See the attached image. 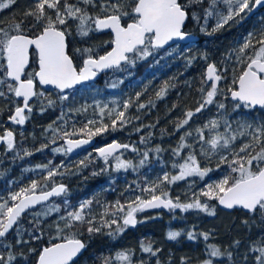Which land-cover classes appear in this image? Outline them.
Segmentation results:
<instances>
[{
  "label": "trees",
  "instance_id": "16d2710c",
  "mask_svg": "<svg viewBox=\"0 0 264 264\" xmlns=\"http://www.w3.org/2000/svg\"><path fill=\"white\" fill-rule=\"evenodd\" d=\"M3 2L6 3L7 0ZM36 2L37 0H15L8 8L0 9V28L11 31L13 25L22 22L25 35L38 34L39 27H33L34 18L25 17V13L32 10ZM68 2L75 4L77 0ZM100 2L101 0H97V4ZM124 2L131 4L132 0ZM219 3L217 0L213 5L212 0H202L201 3L190 4L189 18L193 12L199 14V20L206 18V11L219 6ZM79 6L85 8L91 16L103 15L98 6ZM128 10L130 11V8ZM125 22H130L127 17ZM257 22L264 23V10L247 22L241 21L234 26L226 24L216 31L203 32L198 25L192 26L188 21L184 32L200 35L197 44H178L166 50L157 48L151 50V55L143 58L132 54L130 58L133 63L112 69L109 73L100 75L94 84L75 90L61 92L46 89L36 82V92L39 95L35 96L30 104L31 112L26 114V124L21 128L7 124L15 108L22 103L8 91L7 85L15 83L6 77V60L1 55L0 80L5 83L0 84V91L4 92L5 96L0 97V137L11 131L13 147L9 149L7 142L3 143L6 140L0 139V204L6 201L8 206L17 203L18 201L11 200V196L21 189L30 188L33 181L38 185L35 193L46 192L60 185H64L66 191L51 203L21 215L12 233L0 242V254L7 258L11 252L15 259L10 264H36L42 248L50 243L62 242L63 237L75 234L76 238L85 243L86 251L73 264H105V260H108L109 264H200L208 258L213 259L216 264H240L251 260L256 264L254 258L260 253L254 249L264 247V215L258 211L250 214L239 210L226 213L219 209L218 200L209 199L202 194V199L208 201L209 207L216 210V216L205 212L182 213L175 208L149 212L147 218L139 222L134 229L126 226L123 231H117V225H123L128 205L137 201V197L146 201L155 194L172 198L174 203H178L177 191L183 183L172 185L163 180L162 184L166 187L161 188L153 176L157 168L164 170L168 167V158L173 156L174 150L181 144V132L176 130L177 124L185 118L186 112H195L204 95L200 91L201 88L207 90L205 74L208 58L211 61L217 60L218 72L225 77L222 79L221 89L225 90L223 92L227 98L220 96V99L226 107L218 109L215 105L213 109L202 110L196 117H202L201 121H204L211 114L227 116L229 113L234 120L236 115L240 114L258 124L261 123L264 109H234L235 103L230 102V94L226 89L230 86L234 73L238 74L243 65L238 68L233 63H226L223 54L224 49L235 53L237 44L245 40L249 33H253ZM77 24L78 21H69L70 34L67 38L69 51L74 63L79 67L88 54L78 53L76 49L91 48L94 56L103 55L105 51L110 50L109 42L113 38L110 33L97 30L90 31L87 36H81L78 34ZM74 39L80 44L76 49L71 46ZM198 49L203 50L206 57L195 53ZM247 51L251 53V50ZM37 61L35 53H32L26 78L28 73L37 71ZM92 89L101 91L102 96L112 93L113 90H125L131 101L125 112L128 123L120 126L118 122L117 127L113 129L111 121L105 120L100 126L108 125L107 130L89 139L87 129L80 132V129L87 125L88 110L80 113L78 106L83 108L81 103ZM161 91L163 95L157 96ZM65 95L68 98L62 100L61 97ZM141 104L145 107L140 108ZM179 111L184 114L176 117ZM66 132L74 134L66 137ZM77 138L95 140V145L112 140L129 145L130 150L126 153L132 166L116 170L103 163L95 152L78 153L71 157L61 152L67 139ZM254 147L258 150V146ZM57 148L60 149L59 152L54 151ZM232 157L234 159V154ZM232 159L208 161L210 171L199 181L198 186L206 191L211 181H219L229 174L236 175L230 170ZM50 171L54 173L51 177L48 176ZM165 193L166 196L163 195ZM87 201H91V204L83 210L84 219L92 220L91 226L99 228L100 231L89 233L87 229L90 225L86 222H74V227L65 228L61 218L67 217L69 212L79 210L81 203ZM116 202L123 206V211H120ZM102 204H107L109 213L100 220L99 217L94 218L91 212L93 209L100 210ZM217 216L223 218V226L219 229L213 219ZM114 219L117 224L110 228L102 226ZM57 225L63 229L62 233L58 234ZM169 232H177L179 235L171 240L168 238ZM189 233L193 238H189ZM215 236L218 238H213ZM18 240L21 242L18 243ZM211 246L219 249L222 255L212 257ZM144 247H150L152 252L143 251ZM119 253L128 255L129 261L117 259Z\"/></svg>",
  "mask_w": 264,
  "mask_h": 264
},
{
  "label": "snow or ice",
  "instance_id": "6c2138e0",
  "mask_svg": "<svg viewBox=\"0 0 264 264\" xmlns=\"http://www.w3.org/2000/svg\"><path fill=\"white\" fill-rule=\"evenodd\" d=\"M202 0H132L131 4L124 0H101L97 4V0H77V3H69L68 0H37L35 7L25 13V17H33L35 25L39 27L38 34L33 36L25 35L22 27V22L12 26L11 31H6L0 28V55L6 60L5 75L15 84H8V91L13 93L15 97L22 98L23 106H17L13 115L9 119L16 124H24L26 120L25 110L31 112L29 101L32 97L39 95L35 91V80L38 78L41 85H54L57 89L63 92L65 89H71L75 85L94 78L98 72L105 69L120 68L122 62L133 63L129 54H138L139 57H147L151 55V50L162 48L174 39H184L187 35L182 29L185 21L189 16L188 7L190 4L201 3ZM15 0H0V9L8 8L14 4ZM213 5L217 0H212ZM226 4V14L217 13L218 19L213 31L224 27L234 17L239 16L245 10L251 11L253 7L264 4V0H223ZM92 5L98 6L103 15L91 16L85 8L79 6ZM251 5V7H250ZM130 8V11L128 10ZM50 10V11H49ZM207 16L213 15L212 11H206ZM125 17L130 22H125ZM78 21L77 31L81 36H87L90 31L110 29L113 33V39L109 42L111 48L105 51L103 55L94 56L91 48L76 49L78 53H87V57L83 59L82 66L77 67L74 63L73 56L69 51L67 42L69 21ZM34 47L38 58V71L27 74V78L22 79L26 75L25 69L29 65L30 49ZM247 50H251V53ZM237 61L243 65L242 70L234 73L230 86L226 92L230 94L231 100L235 101L234 109L255 108L259 106L264 108V32H261L257 39L253 33H249L245 38L244 43L237 50ZM225 79L220 75L215 65L210 64L207 68L205 82H211L208 90L201 88L204 93L203 102L195 109V112L188 111L185 114V119L180 121L176 130L179 131L189 123V120L195 113L201 112L208 105L216 104L218 109H225L223 102H217L216 97L220 95L224 89H221L219 82ZM5 81L0 80V84ZM115 87V85H113ZM163 91L157 93V96H162ZM5 96V93L0 91V97ZM139 96V94H137ZM68 97L62 96V100ZM227 98V97H226ZM130 107V102L123 105V111L115 109L108 112L111 119V127L115 129L119 122L120 126L128 123L125 117L126 110ZM140 108L145 105H139ZM113 112L115 116L113 117ZM101 117L104 115V109H100ZM96 122L88 121V125H93ZM216 129L220 126L218 120H211L204 127ZM245 131L239 133L240 136L249 135L247 128L251 125H242ZM108 125L95 127L94 130L88 128L80 129V132H85L89 139L98 133L106 131ZM231 128V124L225 120V131ZM139 130V129H138ZM199 133V140L210 146L212 152L220 148L227 149L236 141L237 135H225L217 133L211 139L205 140L203 129L196 130ZM74 133H64L70 136ZM192 133L187 132L185 136H190ZM251 140L243 143L239 150L234 152V159L230 162L231 173L236 175H227L219 182L209 184L207 190L202 192V195L209 199L218 200L220 205L225 208L232 209L240 207L249 212H260L264 215V124L257 126L250 134ZM185 136H181L180 147H188L184 143ZM0 139L6 140L9 149L13 147V133L7 132ZM66 152H71L74 148H79L83 144L89 143V140H71L67 141ZM143 142V140H142ZM258 146V150L256 147ZM129 145H121L113 143L106 148H100L97 151L107 163L108 158L120 148L127 149ZM251 149V151H249ZM135 151V149H133ZM159 151V149H157ZM59 152L60 149H54ZM245 153L246 155H240ZM254 153V154H253ZM178 154V150H177ZM205 154H208L205 152ZM147 156V153H145ZM116 168L131 167V162L120 160L117 156ZM226 160V157H222ZM83 164V161H81ZM143 163V161H141ZM180 172L178 175L172 176L169 179L168 174H165L164 180L175 182L182 180L186 176L199 175L203 177L209 169L201 170L197 164L196 157L189 154L185 163L179 165ZM54 175L49 172L48 176ZM38 185L33 181L30 188L21 189L20 192L11 196L12 201H18L11 206H8L7 201L0 204V238L6 236L9 230L13 229L18 223L22 213L29 207H33L41 201L48 200L53 195H60L65 192V186L60 185L53 188L51 191L42 192L40 195H35ZM146 191H153L146 189ZM31 193V194H29ZM163 195H167L166 193ZM118 206L120 211L124 208ZM91 204V201L81 203L79 210L69 212L67 217H62L64 227L71 229L74 227V222H86L90 226L87 231L89 233L100 231L99 228L92 227V220L85 221L83 210ZM135 205V206H134ZM165 207L170 209L181 208L182 210L200 209L209 214H214V210H210L207 204H202L198 199L193 203L180 204L174 203L171 199H164L155 194L150 200H140L128 205V211L123 218V225H117V231H123L126 226H134L136 220L134 213L144 208ZM117 224L114 219L110 223L105 222L106 227H111ZM57 232L62 233L63 229L57 225ZM179 235L177 232H169L168 238L176 239ZM189 238H193L189 233ZM207 239V234H205ZM20 243L21 241H17ZM239 243L238 241L236 242ZM85 248V244L75 234L62 238L60 243H50L49 246L42 248L37 256L36 264H73L74 258ZM34 251V250H33ZM143 251L152 252L150 247H144ZM260 255L256 257L258 264H264V247L254 249ZM155 254V253H153ZM211 256H220L222 253L215 246H211ZM231 254L229 253V256ZM15 259V256L9 252L7 258L0 254V264H10ZM117 259L121 261H129V256L125 253H119ZM105 264H109L105 260ZM204 264H212L210 260Z\"/></svg>",
  "mask_w": 264,
  "mask_h": 264
},
{
  "label": "rangeland",
  "instance_id": "374dc122",
  "mask_svg": "<svg viewBox=\"0 0 264 264\" xmlns=\"http://www.w3.org/2000/svg\"><path fill=\"white\" fill-rule=\"evenodd\" d=\"M219 2H220L219 6L211 7L209 9V11L213 12V15L207 16L206 18H202L201 20H199V14L197 12L191 13V19L190 20L192 21V24L193 25H198L201 28V31H203V32H205V31H213V29L216 26L217 19H218L217 13L226 14V12H227V7L228 6L223 3V0H219ZM250 7H251V5H250ZM248 12H249L248 10H245V12L241 13L239 16L234 17L227 24H229L230 26H234L235 24L240 23L244 19V17H246ZM244 13H245V15L243 16ZM93 30H94V28H93ZM261 32H264V23L257 22L256 23V29L253 31V34L258 39L260 34H261ZM244 41L245 40H243L242 42L237 44V46H236V48L234 50L235 53H232L229 49H224L223 50L224 61L226 63H233V65L235 67H238V68L241 67L242 64H240L237 61L236 56H237V50L244 43ZM195 53H199V54H201V56L206 57V54L203 52V50L198 49V50L195 51ZM0 57H1V55H0ZM210 64H215L216 68L218 69L217 60L211 61L208 58V65H210ZM221 82H222V80H221ZM230 83H231V80H230ZM209 87H210V84H207V90H208ZM220 88H221V85H220ZM85 90H87V89H84V91ZM88 92L90 94H88L87 98L84 100V102L81 103L83 108L78 106V109H79L80 113H83L84 112L83 109H87L88 108V111H87L88 113H87V116H86V123L88 125V121L89 120L95 121L96 122L95 124L89 125V126H91L93 128L99 127L100 124H101V121L102 122L104 121V118H109V116L107 114H108V112L110 110L116 108L115 110L118 111L119 108H123V105L126 102L131 101L129 95L126 96L123 99V101H122L121 97L117 96L118 98H120L119 102L122 101L121 104L118 106V104H117L118 102H115L114 99L112 97H110V95H112V96L113 95H119V93H118L119 90H117V91L113 90L112 93H107L105 96H101L100 98H99V93H98L99 90L98 89H92V90H89ZM123 93H125V91ZM203 96H202V99L200 100V103L203 102ZM220 96L221 97H226L227 95L224 92H222L220 95H218L216 97V101L217 102H223V100L220 99ZM88 100H90V101L88 102ZM230 102H232V101L230 100ZM93 103H95L96 106H92ZM215 105H216L215 103L212 104V105H208L203 110H205L207 108L213 109ZM101 108L104 109L103 117H101V114H100V109ZM123 110H124V108H123ZM182 114H184V113L179 111V112L176 113L175 116L179 117ZM197 114L198 113H195L193 115V117L189 120V123L187 125H185L183 128L180 129V132H181L180 138H181V136H185V133H187V132H191L192 133L190 136H185L184 143L187 144L188 147L176 148L174 150L173 156H170L168 158V160H167L166 165L168 167L165 168L164 170L158 169V168L155 170L153 178L159 182V185L161 186V188L166 187L165 185L163 186V184H162L165 174H168L169 179H171L172 176L178 175L179 172H180L179 165L185 163V161L187 160V157H188L189 154L195 155L197 164H198V166L200 167L201 170L208 169L207 162L211 161V160L217 161V162L218 161H224L225 159H222V157H226V161H230L233 158L232 154H234V152L238 151L239 147L243 143L249 142L251 140V135L250 134L254 131V129L257 126H259L261 124H264V115L261 118V123L258 124L256 122H254L253 120L248 119L247 117L242 116L240 114L236 115L234 120L231 119V115L232 114H229V113H227V116H224V114H218V115L211 114L204 121H201L202 117H198V116L196 117ZM113 115L115 116V113H113ZM185 118H183V119H185ZM213 119L218 120L220 126L218 128H216V129H211L210 126L208 128H205L204 126L206 124H208L209 121H211ZM225 120H227L228 123L231 124V128L228 129L227 132L225 131ZM246 124L252 126L251 128H247V133H249V135L240 136L239 133L241 131H245V129L242 128L241 126L242 125H246ZM197 129H203V135L205 137V140L211 139V137L213 135L217 134V133H222V134H225V135L236 134L237 135V139H236V141H234L231 144V146L229 148H227V149L220 148L217 151L212 152L211 149H210V146L208 144H206L203 141L199 140V133L196 131ZM87 144H89V143H87ZM177 150H178V154H177ZM249 151H251V149ZM205 152H207L208 154H205ZM241 154L246 155L245 153H241ZM118 157L122 161L130 162L128 160V155H127L126 152L122 153ZM116 162H117L116 159H113L112 161L108 160L107 163L104 161V163L108 167L112 166L116 170L125 169V168L117 169L116 168ZM208 173H209V171L203 177H200L199 175H192V176H186L182 180H177L175 182H170V184H172V185L175 184V183H181V184L183 183L182 187L180 188V190L177 191V197H176L177 202L180 203V204H189V203H193L194 201H196L198 199L202 204H207L208 206H210L208 201L203 200L202 196H201L202 192L205 191V189L203 187H201V186H198L199 181L204 179L208 175ZM223 178L224 177H222L221 179H223ZM219 181L213 180V181H211L210 184H214V183H217ZM167 199H169V198H167ZM209 209L210 210H214L211 207H209ZM178 210L180 212H182V213L193 212L194 214H198L200 212H205V213H207L210 216H216L217 215L216 214V210H214V214H209V212H206V211H203V210H200V209H195V208L188 209V210H182L181 208H178ZM139 212L140 211H137V213H139ZM91 213H92V216L94 218L99 217L100 220H102L109 213L108 206H107V204H102L100 206V210L93 209V212H91ZM136 216L138 217V214ZM143 217H144V214L141 213L140 214V218H143ZM213 219H214V222H215V226L218 229L222 228V226H223V218L221 216H217V218L214 217ZM213 238H218V237L215 236ZM247 241L248 240H246V242ZM245 244H247V243H245ZM210 252H211V250H210ZM258 255H260V254H258ZM258 255H256V257ZM212 257H215V256H212ZM256 257L254 258V260L256 261V264H258V262L256 260ZM208 260H210L212 262V264H216L214 262V260L211 259V258H208L207 260L202 261L200 264H204V262L208 261ZM220 264H225V263L223 262V263H220ZM240 264H254V263L251 260V262H243V263H240Z\"/></svg>",
  "mask_w": 264,
  "mask_h": 264
},
{
  "label": "water",
  "instance_id": "95a60500",
  "mask_svg": "<svg viewBox=\"0 0 264 264\" xmlns=\"http://www.w3.org/2000/svg\"><path fill=\"white\" fill-rule=\"evenodd\" d=\"M263 9H264V4L257 5V6H255V7H253L252 10L249 12L248 16L246 17V19H247V20L251 19L256 13H258L259 11H261V10H263ZM187 21H188V18L186 19L185 24L187 23ZM184 27H185V25H184ZM184 27H183V29H182L183 31H184ZM104 31H109V32H111L110 29H104ZM111 33H112V32H111ZM185 33H186V32H185ZM112 34H113V33H112ZM197 42H199V36L194 35V34L187 33V35H186V37H185L184 39H179V38H177V39H174V40H172V41H169L168 44L164 45L161 49L166 50V49H168V48H170V47H172V46H174V45H177V44H194V43H197ZM32 53H35V55H36V52H35L34 47H33L32 49H30V60H29V65L26 67L25 72L30 68L31 54H32ZM130 55H132V54H129V56H130ZM37 60H38V58H37ZM125 63H126V62H122L121 66L124 65ZM212 65H215V64H212ZM215 67H216V66H215ZM207 68H208V67H207ZM207 68H206V73H207ZM113 69H116V68H113ZM37 71H38V62H37ZM110 71H111V69H105V70H103V71H100V72L97 73V75H96L94 78H92V79H90V80H88V81H84V82H82V83H80V84H77V85H75V86H74L73 88H71V89H65L63 92H66V91H69V90H73V89H77V88H79L80 86H83V85H91V84L95 83V82L98 80V78H99V74H106V73H109ZM25 78H26V76L22 77V79H25ZM205 78H206V77H205ZM11 81H12V80H11ZM36 81H37V83L39 84V86H41L42 88H46V89H54V90H58V91H60V90L57 89L54 85H41V84L39 83L38 78L36 79ZM12 82H14V81H12ZM14 83H15V82H14ZM207 83L210 84L211 82L209 81V82H207ZM220 84H221V81L219 82V86H220ZM35 91H36V82H35ZM34 99H35V97H32V98L30 99V101H29V105L33 102ZM18 100L23 101L22 98H18ZM230 100H231V97H230ZM231 101H232V100H231ZM232 102L236 103L235 101H232ZM253 109H264V108H261V107H259V106H256V107L253 108ZM25 112H28V111L25 110ZM8 123L11 124V125L17 126V127H23L24 124H25V123L22 124V125H21V124H16V123L12 122L10 119H9ZM66 141H67V140H66ZM66 141H65V143H66V146L68 147ZM74 141H75V140H74ZM113 143H118V144H121V145H125V144H122V143H120V142H118V141H115V142H113ZM113 143H111V144H113ZM86 145H87V144H83V145H81V147H79V148H74L72 151L77 152V153H81ZM108 145H110V144H108ZM108 145H106V146H104V147H102V148H106ZM128 148H129V147H128ZM128 148H127V149H128ZM127 149H125V148H120V149H118L116 152H114L112 156H115V155H117V154H119V153H122L123 151H126ZM97 155H98L99 157H101L98 151H97ZM112 156H110V157H112ZM101 158H103V157H101ZM47 192H48V191H47ZM40 194H41V193H35V195H40ZM58 196H59V195H53V196L49 197L48 200H46V201H41V202L38 203L37 205H35V206H33V207H29L24 213H22V215L25 214V213H27V212H29V211H34V210L38 209L39 207L44 206V205L50 203L52 200H54V199L57 198ZM164 199H165V198H164ZM171 200H172V199H171ZM172 201H173V200H172ZM17 203H18V202H17ZM218 207H219L220 210H222V211H224V212H226V213H232V212L235 211V210L242 211V212L245 213V214L253 213V212H249L248 210H245V209L240 208V207H234V208H232V209H228V208H225L223 205H220L219 202H218ZM156 209H161V210H165V211H166V210H170V208H165V207H163V206H161V207H157V208H144L143 210H144V211H154V210H156ZM130 226H131V225H130ZM14 227H15V225H14ZM14 227H13V229H14ZM131 227H133V226H131ZM13 229L9 230V232L6 234L5 237L0 238V242H1L3 239H5L6 237L9 236V235L12 233ZM81 241H82V240H81ZM82 242H83V241H82ZM58 243H60V242H58ZM83 243H84V242H83ZM84 244H85V243H84ZM85 251H86V245H85V248L82 249L81 252L77 255V257L74 258V261H73V262H75L79 257H81V256L85 253Z\"/></svg>",
  "mask_w": 264,
  "mask_h": 264
},
{
  "label": "flooded vegetation",
  "instance_id": "af4514ba",
  "mask_svg": "<svg viewBox=\"0 0 264 264\" xmlns=\"http://www.w3.org/2000/svg\"><path fill=\"white\" fill-rule=\"evenodd\" d=\"M264 10V9H263ZM262 11V10H261ZM250 12V11H249ZM249 12H248V14H249ZM260 12V11H259ZM258 12V13H259ZM248 14L246 15V17L248 16ZM257 14V13H256ZM255 14V15H256ZM245 15V13L243 14V16ZM254 15V16H255ZM253 16V17H254ZM246 17H244V19L242 20V22H247V21H249V20H247L246 19ZM252 17V18H253ZM251 18V19H252ZM191 19V15H190V18H189V16H188V21L189 22H191V25L192 26H195L196 27V25H193L192 24V21L190 20ZM187 21V22H188ZM185 26H186V24H185ZM185 28V27H184ZM99 32H107V33H110L111 35H112V38H113V34L111 33V32H109V31H104V30H99ZM190 34H193V33H190ZM195 34V33H194ZM197 34V33H196ZM198 35V34H197ZM199 36V38H200V35H198ZM67 42H68V45H69V40H68V38H67ZM80 44H79V42L77 41V39H74V41L73 42H71V46L74 48V49H76V48H78V46H79ZM70 46V45H69ZM99 76H100V74H99ZM99 79V78H98ZM98 81V80H97ZM35 82H37V81H35ZM39 85V84H38ZM17 98V97H16ZM20 101V100H19ZM21 103H22V105L21 106H23V101H20ZM27 113H29V112H25V116H26V114ZM9 121V120H8ZM8 121H7V124L9 125V126H13V127H17V126H14V125H11V124H9L8 123ZM26 121H27V116H26V120H25V124H26ZM24 124V125H25ZM18 128H21V127H18ZM9 132V131H8ZM68 140V139H67ZM71 140H86V139H83V138H77V139H71ZM115 141H118V140H112L111 142H108V143H105V144H100V143H98V145H95V143H97V141H95V140H89V144H87L85 147H84V149H83V151H82V154H84V153H91V152H95L96 153V155H97V150L98 149H100V148H102V147H104V146H106V145H108V144H111V143H113V142H115ZM118 142H120V141H118ZM3 143H6V141H4ZM120 143H122V142H120ZM122 144H124V143H122ZM65 149H67V146H66V143L64 144V149H61V152H63V153H67L68 154V156H72V155H75V154H78L77 152H74V151H71V152H66L65 151ZM129 150H130V147H129ZM126 151H124V152H122V153H125ZM122 153H119V154H117V155H115V156H112V157H109L108 158V160L109 161H112L113 159H115V157H117V156H119V155H121ZM97 157L99 158V159H101L102 161H103V163H104V158H101V157H99L98 155H97ZM49 191H51V190H49ZM47 192V191H46ZM161 209H156V210H154V211H143V210H140V212L139 213H137V212H135L134 213V217H135V220H136V224L133 226V227H130V226H128V227H130L131 229H134L137 225H138V223L139 222H141V221H143V219L144 218H147V214L149 213V212H159ZM141 213H143L144 214V217L143 218H140V214ZM138 214V217L136 216Z\"/></svg>",
  "mask_w": 264,
  "mask_h": 264
},
{
  "label": "built area",
  "instance_id": "2783aa9c",
  "mask_svg": "<svg viewBox=\"0 0 264 264\" xmlns=\"http://www.w3.org/2000/svg\"><path fill=\"white\" fill-rule=\"evenodd\" d=\"M118 111H119V110H118ZM118 111H117V112H118Z\"/></svg>",
  "mask_w": 264,
  "mask_h": 264
}]
</instances>
